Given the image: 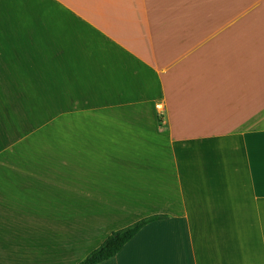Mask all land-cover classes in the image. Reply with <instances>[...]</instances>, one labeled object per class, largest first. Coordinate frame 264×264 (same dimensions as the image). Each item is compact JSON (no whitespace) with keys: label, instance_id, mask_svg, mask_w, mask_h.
<instances>
[{"label":"crops","instance_id":"crops-1","mask_svg":"<svg viewBox=\"0 0 264 264\" xmlns=\"http://www.w3.org/2000/svg\"><path fill=\"white\" fill-rule=\"evenodd\" d=\"M151 215L98 264H264V0H0V264Z\"/></svg>","mask_w":264,"mask_h":264},{"label":"trees","instance_id":"trees-1","mask_svg":"<svg viewBox=\"0 0 264 264\" xmlns=\"http://www.w3.org/2000/svg\"><path fill=\"white\" fill-rule=\"evenodd\" d=\"M166 217L165 215H151L112 231L99 246L90 251L78 264H98L112 258L141 228Z\"/></svg>","mask_w":264,"mask_h":264},{"label":"built area","instance_id":"built-area-1","mask_svg":"<svg viewBox=\"0 0 264 264\" xmlns=\"http://www.w3.org/2000/svg\"><path fill=\"white\" fill-rule=\"evenodd\" d=\"M157 108H159V106L157 105Z\"/></svg>","mask_w":264,"mask_h":264}]
</instances>
